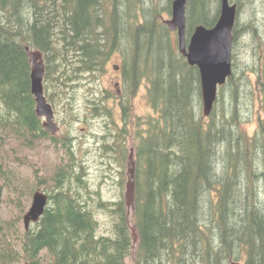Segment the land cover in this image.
<instances>
[{"label":"trees","instance_id":"trees-1","mask_svg":"<svg viewBox=\"0 0 264 264\" xmlns=\"http://www.w3.org/2000/svg\"><path fill=\"white\" fill-rule=\"evenodd\" d=\"M218 6L219 0H188L187 32L197 23L211 26ZM153 7L152 0H0V137L26 149L48 141L65 154L48 178L35 170L33 182L0 201L14 210L0 219V264H41L45 258L46 264H125L131 255L123 199L91 205L100 192L89 191L86 166L73 169L77 136L71 132L77 122L88 130L95 119L108 123L92 133L103 164L134 149L131 221L140 238L138 264H228L230 258L264 264V41L256 42L263 58L247 69L252 76H243L246 69L234 74L232 67L208 120L201 112L198 70L176 50ZM240 32L234 29V38ZM242 32L258 35L254 26ZM26 45L43 54L45 93L56 113L62 111L58 134L46 132L35 114ZM114 52L123 58L118 90L91 89L78 97L80 80L99 79ZM140 85L152 110L145 116L134 113L131 102ZM243 87H255L259 95L252 135L243 125L252 117L251 104L239 113ZM108 100L116 102L121 125ZM109 127L114 134L104 133ZM123 153L116 172L120 189ZM7 173L0 167V197L3 188L12 193ZM37 187L47 193L48 204L26 230L21 213ZM93 205L112 217L109 234L96 235Z\"/></svg>","mask_w":264,"mask_h":264},{"label":"rangeland","instance_id":"rangeland-1","mask_svg":"<svg viewBox=\"0 0 264 264\" xmlns=\"http://www.w3.org/2000/svg\"><path fill=\"white\" fill-rule=\"evenodd\" d=\"M147 1V0H146ZM168 0H152V4H154V12L153 15L157 16V20L163 24L162 18H168L170 16L169 11L167 10ZM252 4L248 1L236 2L239 4V14L237 19V28L241 32L237 36L236 40L233 41V49H232V67L235 68V72H239L241 69H246L242 71L243 76L250 73L249 76H252L251 71L249 69L253 64L259 62L260 59L263 58L262 55H259L257 52V41L264 39V0H252ZM240 5H242L240 7ZM164 17H163V16ZM148 17V16H147ZM247 26V28H251V26L256 27V31H258L257 36H253L252 34H245L242 32V28ZM250 30V29H249ZM171 38H176L174 34L170 32ZM261 37V38H260ZM176 42V41H175ZM257 58V59H256ZM118 64L119 67L117 69H113L112 65ZM123 77V58L120 52H114L107 63L106 69L101 73L99 79H91L86 77L82 78L80 81L82 85L80 86V91L77 92V96L84 98L88 96V92L92 89L96 94L98 91L103 90V88H114L115 82H122ZM245 93L242 94V104L240 105V114L245 113V107L251 104V114L252 117L248 119L247 122H244L245 130L252 135L253 130L256 125V116L259 112V95L258 91L255 87H251V92L248 87H243ZM228 91V89H224ZM85 91V93H83ZM223 91V90H222ZM221 91V92H222ZM224 91V96H227V92ZM230 91V90H229ZM242 91L239 95H241ZM246 95H248V99L246 100ZM239 98V96H238ZM82 101V100H81ZM79 100L77 103L78 108L81 112L84 111L85 105L82 104ZM109 105L113 106L114 116L119 125H121L120 114L116 108V102L113 100H108ZM225 103L228 102V99H224ZM134 113L145 116L149 112H152L149 104L146 100V88L144 85H141L134 97L131 100ZM107 104V102H106ZM233 105V104H232ZM239 109V107H238ZM243 109V110H242ZM56 120L58 123L61 122L62 119V111L57 109ZM219 113V111H217ZM123 116V115H122ZM206 119L209 120L207 117ZM246 120V119H245ZM241 123L243 120H240ZM85 122H77L75 123V128L72 130V134L77 136L73 137L72 145L75 153V161L73 169L78 170L77 165L86 166L87 173L86 177L89 183V191L92 193L96 189L100 192V195H95L92 199H90V204H94L99 199L104 201H115L120 197L123 199L124 185L123 188L120 189L118 186L119 175L116 173L118 171V164L121 158L120 152L117 154L114 162L109 160L103 164L104 158L97 157V153H92L88 155V148L90 146H95V140L92 138V133H96L100 130H104L105 125L108 123L105 120L95 119L94 124L86 130ZM119 128V127H116ZM5 130V129H2ZM115 127H109L105 130L104 133L114 134ZM102 133V132H101ZM39 141V140H38ZM49 144L48 141H43L41 143H36V145L32 148L26 149L22 148L19 143L12 139H6L5 137H0V167H2L5 171H9L7 182L13 180V184L11 185L12 193L9 192L6 188H3L1 191L0 201H5L8 196L15 195L19 188L25 186V182H33L34 172L37 171V174L48 178L49 175L54 171L57 165L64 162L65 154L62 150L55 151L54 148L49 144L48 148L45 146ZM129 149V147H128ZM130 150V149H129ZM128 151V150H127ZM124 155L127 152L123 153ZM135 164V163H134ZM125 158L123 163V171L125 170ZM69 170V168H68ZM124 175V173H123ZM11 178V179H10ZM0 179V184H1ZM10 182V183H11ZM124 184V183H123ZM259 185V184H258ZM263 186L264 185H260ZM19 187V188H18ZM42 188V187H39ZM96 190V191H97ZM32 196V194H31ZM31 196H26L25 209L30 205ZM13 209L11 207L5 208L4 203L0 206V219L9 218L13 215ZM25 211V210H24ZM93 214L96 220H98V227L96 228V235H107L110 232L111 227L113 228V224L110 221L112 217H110L107 208H99L97 205H93ZM23 212L21 213V216ZM1 221V220H0ZM22 225V221H21ZM23 226V225H22ZM43 254V252H42ZM26 260L21 259L20 261H14L10 264H23ZM46 258L44 261L41 260V264H46ZM125 264H135L134 258L129 255L125 258Z\"/></svg>","mask_w":264,"mask_h":264},{"label":"water","instance_id":"water-1","mask_svg":"<svg viewBox=\"0 0 264 264\" xmlns=\"http://www.w3.org/2000/svg\"><path fill=\"white\" fill-rule=\"evenodd\" d=\"M187 0H173L171 18L166 20L171 30L177 31L179 51L186 57L189 64H195L199 70L203 113L207 115L216 96V87L222 84L231 72V30L235 20L236 5L229 0H220L219 16L215 24L207 28L202 24L195 26L188 45H185V4ZM27 56L31 65L30 92L34 97L35 113L38 117H45L43 127L55 133L58 129L53 120V110L43 95L42 77L44 63L39 51H30ZM126 200L131 205L133 182V163L131 157L127 162ZM47 202L46 194L37 190L32 198L28 210L23 215L26 228L30 222H35L43 213ZM132 233L134 229L131 228ZM134 234V233H133ZM135 241L136 234L132 236ZM28 264V263H25ZM238 264V263H231Z\"/></svg>","mask_w":264,"mask_h":264},{"label":"bare ground","instance_id":"bare-ground-1","mask_svg":"<svg viewBox=\"0 0 264 264\" xmlns=\"http://www.w3.org/2000/svg\"><path fill=\"white\" fill-rule=\"evenodd\" d=\"M89 201V200H88ZM227 204V203H226ZM233 216V215H232ZM237 225V224H236ZM251 228V227H250Z\"/></svg>","mask_w":264,"mask_h":264}]
</instances>
